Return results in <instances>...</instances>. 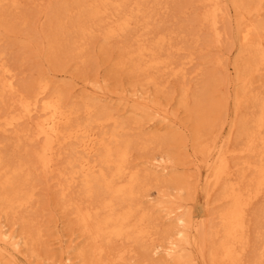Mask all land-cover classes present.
Instances as JSON below:
<instances>
[{"label":"bare ground","instance_id":"bare-ground-1","mask_svg":"<svg viewBox=\"0 0 264 264\" xmlns=\"http://www.w3.org/2000/svg\"><path fill=\"white\" fill-rule=\"evenodd\" d=\"M163 1L166 9L174 2ZM160 2L58 0L46 8L54 25L47 55L60 52L83 59L89 38L122 39L116 65L161 92L165 85L159 77L165 73L184 76L185 66L194 57L189 53L184 62L176 60L174 52L180 47L172 41L174 31L157 22ZM193 2L200 10L195 20L199 30L207 29L206 46L218 50L227 44L226 23L232 20V10L236 13L238 48L230 69L226 51L211 58L223 81L229 79L228 71L233 73L232 118L225 124L224 114L216 117L207 130L197 133L194 144L204 169L201 190L206 206L217 203L218 208L208 219L193 220L182 204L170 201L161 214L166 194L152 202L149 190L160 191L164 183L174 182L169 159L155 154L131 163L135 149L160 144L165 138L163 133L171 127L166 111L135 94L128 121L107 105L110 101L103 92L67 101L65 90L44 75L24 91L0 48V256L9 264H27L18 257L20 248L43 236L39 226L31 228L32 218L19 215L31 207L39 176L59 181L62 207L86 239L75 253L80 264H134L126 258L131 254L151 264H179L195 258L203 264H264V231L260 233L264 216L252 214L253 204L264 197V80L258 86L254 81L264 71V18L251 19L264 9V0ZM21 3L0 0V41L8 27L13 35L19 29ZM190 91L183 83V105L188 104ZM156 118V124L163 125H148ZM11 137L13 148L6 153L5 141ZM236 158L240 160L235 162ZM9 215H19L20 235L9 232L5 223ZM63 242L60 237L54 245L66 254V249L76 247L72 240L67 246ZM70 262L65 255L60 264Z\"/></svg>","mask_w":264,"mask_h":264},{"label":"rangeland","instance_id":"rangeland-1","mask_svg":"<svg viewBox=\"0 0 264 264\" xmlns=\"http://www.w3.org/2000/svg\"><path fill=\"white\" fill-rule=\"evenodd\" d=\"M21 1L19 29L13 35L8 27L7 33L1 35L3 39L0 41V48L5 52L7 64L14 69L19 88L24 91L29 89L32 81L39 75H44L65 90L67 101L78 102L81 97L103 92L110 101L107 105L128 121L131 120V108L134 104L132 98L135 94L141 95L153 107L166 111L169 114L171 127L163 133L165 138L160 144L135 149L132 152L131 163L146 161L155 154L164 155L172 166L170 177L174 182L164 183L160 191L155 187L151 188L149 194L152 202L160 200V195L164 192L166 195L163 197L165 202L160 206L163 208L161 214L165 213L164 209H167L166 206L173 201L182 204V210L188 212L193 220L208 219L219 204L206 206L205 194L201 190L204 169L198 164L194 144L197 133L207 130L208 126L217 121L222 114L225 124L232 118L231 96L234 87L233 73L228 71L231 75L226 82L223 81L218 67L211 59L216 52L222 50V47L218 50L214 46H206L207 29L199 30L195 21L200 11L199 6H196L193 0H174L167 5L170 8L166 9L164 1L160 2L161 9L157 15V22L161 20L162 22H158L160 27L174 31L172 41L180 47L174 52L176 60L180 63L184 62L189 53H192L194 60L185 66V75L182 77H173L169 73L161 75L159 80L165 88L159 92L152 84L141 81V76L132 73L126 67L116 65L121 52L122 39L104 42L100 36L89 38L83 59L67 54L61 55L60 52L48 56L47 42L54 25L51 26L52 17L47 13L46 8L58 0ZM231 15L232 20L226 23L230 37L222 50L227 53L226 62L229 64V69L238 48L235 41L236 13L232 10ZM263 18L264 9L251 17L252 20ZM262 80H264V71L254 77L255 86H258ZM183 83L191 87L187 105H183L180 101ZM158 119L150 121L148 125L156 124ZM161 125L163 124H156V127ZM224 126L223 133L227 130L226 125ZM143 129L148 131L149 127L144 125ZM131 132L137 134L135 128ZM234 134L236 136V131ZM14 140V137H11L5 141L6 153H11ZM239 160L240 158H236L235 162ZM36 181L34 201L30 208L20 212L19 215L25 213L27 217L32 218L31 228L32 225L39 226L43 236L33 245L21 247L18 257L27 264H54L52 262L60 264L64 256L68 255L71 258L70 264H80L75 253L86 244V239L76 226L73 216L62 207L59 181L54 176L48 178L39 176ZM181 186L184 188L180 190ZM215 195L216 193H213L211 199ZM252 210L253 216H264V197L253 204ZM19 215L16 218L9 215L7 220L5 219L9 232L15 235H20L23 227ZM263 231L264 229H260V233ZM60 237L64 240V246L72 240V246L77 248L66 249L68 251L66 254V251L54 245L55 240ZM31 250H35V253ZM186 253L196 257L191 250H187ZM251 255L249 253L247 259ZM126 258L134 264H151L150 261L142 263L143 259L134 254ZM0 264H9V262L0 256ZM179 264L203 263L195 258L193 261Z\"/></svg>","mask_w":264,"mask_h":264}]
</instances>
